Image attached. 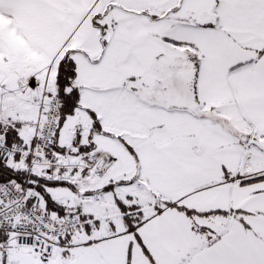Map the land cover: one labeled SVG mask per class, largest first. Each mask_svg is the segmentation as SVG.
<instances>
[{"label": "snow or ice", "instance_id": "6c2138e0", "mask_svg": "<svg viewBox=\"0 0 264 264\" xmlns=\"http://www.w3.org/2000/svg\"><path fill=\"white\" fill-rule=\"evenodd\" d=\"M0 264H264V0H0Z\"/></svg>", "mask_w": 264, "mask_h": 264}]
</instances>
